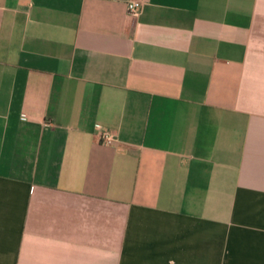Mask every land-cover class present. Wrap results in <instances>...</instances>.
<instances>
[{"label":"crops","instance_id":"crops-1","mask_svg":"<svg viewBox=\"0 0 264 264\" xmlns=\"http://www.w3.org/2000/svg\"><path fill=\"white\" fill-rule=\"evenodd\" d=\"M128 1L0 0V264H264V0Z\"/></svg>","mask_w":264,"mask_h":264},{"label":"built area","instance_id":"built-area-1","mask_svg":"<svg viewBox=\"0 0 264 264\" xmlns=\"http://www.w3.org/2000/svg\"><path fill=\"white\" fill-rule=\"evenodd\" d=\"M142 3L138 0H131L127 3V10L128 13H131L133 15H137L139 11L141 10ZM100 139L105 144H112L116 140V138L109 132H102L100 134Z\"/></svg>","mask_w":264,"mask_h":264}]
</instances>
